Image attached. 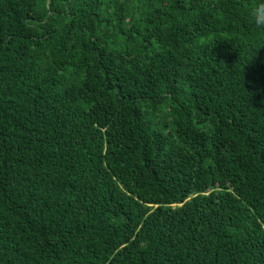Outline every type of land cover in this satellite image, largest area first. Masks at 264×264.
Returning a JSON list of instances; mask_svg holds the SVG:
<instances>
[{"label": "trees", "instance_id": "16d2710c", "mask_svg": "<svg viewBox=\"0 0 264 264\" xmlns=\"http://www.w3.org/2000/svg\"><path fill=\"white\" fill-rule=\"evenodd\" d=\"M264 0H0V264H264Z\"/></svg>", "mask_w": 264, "mask_h": 264}, {"label": "clouds", "instance_id": "9594fccd", "mask_svg": "<svg viewBox=\"0 0 264 264\" xmlns=\"http://www.w3.org/2000/svg\"><path fill=\"white\" fill-rule=\"evenodd\" d=\"M249 15L258 27L264 28V3L253 6Z\"/></svg>", "mask_w": 264, "mask_h": 264}]
</instances>
